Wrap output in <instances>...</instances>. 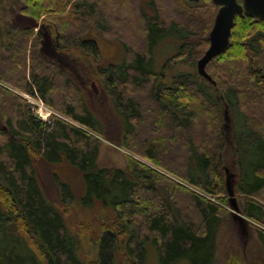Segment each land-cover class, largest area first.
<instances>
[{
	"label": "trees",
	"instance_id": "obj_1",
	"mask_svg": "<svg viewBox=\"0 0 264 264\" xmlns=\"http://www.w3.org/2000/svg\"><path fill=\"white\" fill-rule=\"evenodd\" d=\"M23 1L21 16L31 25L21 29L16 26L14 32L4 23L0 24V50L7 54H4L6 59L0 55L1 72L19 74L20 86L25 93L33 95L35 88L39 98L50 104L47 97L54 90L55 81L45 74H36V70L42 68L37 63L40 59L35 49L29 51L27 47L33 30L39 28L37 21L43 16L50 19L63 16L61 27L64 24L68 27L75 21L74 14L98 15L104 0ZM124 1L122 7L113 0L114 6L127 11V7L135 3L132 9L144 28L148 56L136 54L128 61L107 68L109 80L149 90L147 95L153 110L148 108L147 111L157 120L145 119L147 125L144 128L150 131L149 136L153 139L163 137L171 145L174 142L178 161L185 158L176 167L182 170V178L211 194H215L213 188L222 187L221 183L213 187V183L216 179L219 182L222 167L223 111L225 108L235 111L242 124L241 128H236L233 138L239 169L236 193L240 196L242 214L261 222L264 217V134L254 130V122L241 109L244 88L255 89L264 97V69H256L254 62L264 55V20L245 15L235 18L228 48L206 66L215 85L196 74L178 72L168 79L165 72L170 70V62L164 65L166 71L156 70L150 58L153 49L163 40L175 38L180 44L173 58L195 67L209 46L207 37L217 7L211 0H150L149 5L157 14L152 18L143 12L138 0ZM106 2L110 3V0ZM177 15L178 18L169 17L166 21L160 19V16ZM184 18L186 23L181 22ZM59 35L68 43L98 56L96 42L79 41L78 36L71 33L63 36L64 31ZM36 36L35 39H40L41 33ZM34 67H37L35 71ZM120 99L122 101L115 105L120 116L122 139L126 141L137 133L138 124L134 122L139 120L143 124L140 118L144 111H140L135 97L121 96ZM200 108L211 115L206 118L208 123L212 122L210 131L202 129L194 120L195 111ZM78 109L80 113L68 105L64 113L82 127L100 132L101 123L86 107ZM23 120L15 126L7 119L9 133L2 132L1 135H8L3 142L0 139V264H143L147 243L154 246L159 264L181 261L215 264L216 238L224 219L218 205L190 194L188 206L197 218V222L191 221L182 212L183 207L172 202L173 193L182 191L183 187L170 182L159 172L131 159L125 169L99 168V142L90 133L58 119H54L55 131H50L47 123L36 122L30 115ZM21 126L24 131H20ZM153 142H145V158L179 175L166 161L167 154L159 151L161 148ZM41 162L50 167L66 165V169L77 176L78 186L74 189V180L67 183L54 174L61 196L58 203H52L45 194L37 174ZM78 189H81V195L76 199ZM143 191L148 197L142 196ZM69 198L84 208L98 205L103 210L98 217L95 263L82 260L76 241L81 236L69 232L65 226L60 205ZM156 201L161 204L157 206ZM107 211L109 214L105 213ZM257 237L264 252L263 229L257 230ZM27 252L33 253L34 258H25Z\"/></svg>",
	"mask_w": 264,
	"mask_h": 264
},
{
	"label": "rangeland",
	"instance_id": "obj_2",
	"mask_svg": "<svg viewBox=\"0 0 264 264\" xmlns=\"http://www.w3.org/2000/svg\"><path fill=\"white\" fill-rule=\"evenodd\" d=\"M149 1L150 0H138V3H140L141 9H143V12L146 13L148 17L154 18L157 14L155 8L149 5ZM167 1L169 0H162V2ZM114 2L124 7V0H114ZM114 2L110 0L109 3L104 0V5L101 8L99 7L100 11H97L98 15L95 14L94 16L83 17L81 14H74L73 19L75 21L70 22L68 27H66L65 24L64 27H61L62 23H64L63 16H56L55 19L43 16L37 21L39 28L33 30V35L29 38L27 47L29 46V51L35 49L40 59L37 63H39L42 68L36 70V74H40V76L45 74L55 81V87L53 86L54 90L47 97L50 104L43 102L39 98L35 88L33 90V95L25 93L20 86L19 74L12 71L4 73V70L1 72L2 67L0 64L1 142H3L8 135L3 134L5 135L3 137V135H1L2 132L9 133L7 119L14 122L16 126L18 122L24 121L23 119H25L27 115H30L36 122L41 121L47 123L50 127V131H55V129H53L55 128L54 119L80 127L90 133L99 142L97 158V165L99 168L125 169L131 159L159 172L170 180V182L183 187L182 191L176 190L173 193L172 202H175L179 208L182 206V212L185 213V216L191 221L197 222V218L193 215L191 208L188 206L190 194H197L207 201L210 200L222 209L224 219L219 227L216 238L215 264H264V252L262 251L257 237V230H264V217H262L261 222H255L245 217L239 205L240 196L236 193L235 184L239 180V169L236 163V150L233 138L236 136V128H241V118L236 115L235 111H231L228 108H225L223 111V124L221 125V132L224 139L222 145V167L219 170V182L216 179L213 183V187L218 183H221L222 187L218 185L217 189L213 188L215 194H211L187 183L181 176L182 170L176 168L185 158H181V162L178 161L177 151L173 146L174 142L172 143L173 145H171L168 141H165L163 137H154L153 139L149 136L150 131H146L144 128V125H147L145 119L149 118V120L154 122L157 118L149 115L147 111L148 108L151 109L150 111L153 110V107L150 106L152 103L147 95L149 94V90L146 87L137 88L131 83L123 84V82L118 80H109L107 68L115 66L122 61H128L136 54L148 56L144 40V28L139 23L136 11L132 9L135 3L132 0V7H127V11L125 10L126 13L123 8H116ZM24 5L23 0H0V24L4 23L14 32L16 26L20 27V29L30 26V21L28 19L27 21L25 19L26 17L24 18V16H21L22 14L20 11ZM63 5H65V2H63ZM216 11L217 9L215 8L213 21ZM169 17L178 18L179 15L160 16V19L166 21ZM186 21L187 19L184 18L181 22L186 23ZM101 27L104 29L102 30ZM62 31H64L63 36L67 33H71L78 36L79 41L96 42L99 50L98 56L90 51L85 52L84 49L78 48L72 43H68L64 37L59 35V32ZM37 33H41L40 39H35ZM178 44H180L179 41L170 37L160 42L153 49L150 58L153 61L155 69H160L164 72L166 71L163 69L164 65L170 62L171 68L169 71L165 72L168 79L178 72L188 75H198L196 64L195 67H192L187 65L186 62L176 59V57L173 58L178 51ZM50 48H52L55 53L61 55L67 62L66 64L72 65L74 69L72 70L68 66L58 62L50 53ZM4 54L5 52L1 49L0 55L6 59L7 57L5 56L7 54H5V56ZM33 57L34 55L30 58L32 59ZM254 62H256V69H264V55L254 59ZM75 63H77V65H75ZM172 63L173 65H171ZM27 67L28 65H26V70ZM35 69H37V67H34V71ZM74 71L76 72L75 74L73 73ZM92 82L95 84L96 91L91 87ZM244 90H246L243 102L244 106H242L241 110L245 114H248L250 119L254 122V130L264 134V97H262V94H258L255 89L249 90L244 88ZM121 96H125V98L135 97L136 102L139 104L140 111H144L143 115L145 116L142 115L140 118L143 124L139 123V120L136 122L133 121L134 124H138L136 128L137 133L126 141L122 139L120 116L117 113L115 105L118 101H122L121 99L118 100ZM68 105L73 106L79 113V107H86V109L101 123L100 132L82 127L79 123L66 116L64 110H66V106ZM39 114H42L44 119H40ZM210 116L211 115L206 113L205 110L201 111L200 108L195 111L194 120L198 125H201L202 129H209L210 131L209 126L212 122L208 123L206 121V118ZM22 126L19 127V129H21L20 131H24L22 130ZM211 128H213L212 124ZM210 140L211 138L208 142H210ZM151 141H154L156 146L161 148L159 151H163L162 153L167 154L168 158L166 161L170 164L171 168L174 167V171H177L179 175L168 172L145 158V142L148 144ZM184 156L187 157L185 152ZM41 164V166L38 165L37 167V174L41 180L47 198L52 203H58L61 199L58 190V178L67 183L68 181L73 183L72 180H74L72 184L74 185V189L78 186L76 174L66 169V165H64V167L62 164L61 166L51 165L50 167L46 166L43 162H41ZM224 168H227L229 173L234 175L235 203L239 209V216L242 218L241 221L235 216L229 204V199L225 191L226 174ZM54 174H56L58 178H56ZM80 191L81 189H78L77 192H75L76 199L81 195ZM141 194L143 197H148L145 191ZM155 203L157 206L161 204L159 201ZM60 209L64 212L67 230L81 236L76 240L80 257L85 263H95L97 260L95 238L100 226V219H98V217L103 210L98 208V205L84 208L78 201L70 198L66 199L63 204L60 205ZM108 212L110 211L105 213ZM145 249L146 259L143 264H159L154 246L147 243ZM27 254L28 255L24 256L25 258H34L33 253L27 252ZM21 257L23 258V256ZM178 264L188 263L181 261Z\"/></svg>",
	"mask_w": 264,
	"mask_h": 264
},
{
	"label": "water",
	"instance_id": "obj_3",
	"mask_svg": "<svg viewBox=\"0 0 264 264\" xmlns=\"http://www.w3.org/2000/svg\"><path fill=\"white\" fill-rule=\"evenodd\" d=\"M198 2L199 0H189ZM217 7L212 28L208 34V48L203 53L201 58L196 62V70L199 76L215 85L210 75L206 72L207 64L215 57L222 54L229 46L231 30L237 16H247L254 20H264V0H211ZM93 90L95 84L91 83ZM225 191L229 199V204L234 211L239 221L242 218L239 216V209L235 203L234 196V175L230 174L227 168H224Z\"/></svg>",
	"mask_w": 264,
	"mask_h": 264
},
{
	"label": "flooded vegetation",
	"instance_id": "obj_4",
	"mask_svg": "<svg viewBox=\"0 0 264 264\" xmlns=\"http://www.w3.org/2000/svg\"><path fill=\"white\" fill-rule=\"evenodd\" d=\"M47 31V30H46ZM49 43H50V40H49ZM51 45V44H50ZM50 50V53L58 60V62H60L61 64H63V65H66V66H68L70 69H74V67L72 66V65H70V64H66L67 62L64 60V58L63 57H61V55H59L58 53H55V51L52 49V48H50L49 49ZM69 61H74V60H69ZM75 65H77V63H75ZM78 68V67H77ZM74 74L76 73L75 71L73 72ZM93 83V82H92Z\"/></svg>",
	"mask_w": 264,
	"mask_h": 264
},
{
	"label": "built area",
	"instance_id": "obj_5",
	"mask_svg": "<svg viewBox=\"0 0 264 264\" xmlns=\"http://www.w3.org/2000/svg\"><path fill=\"white\" fill-rule=\"evenodd\" d=\"M39 116H40V117H39ZM39 116H38V117H39L40 119H44V117L42 116V114H39Z\"/></svg>",
	"mask_w": 264,
	"mask_h": 264
}]
</instances>
